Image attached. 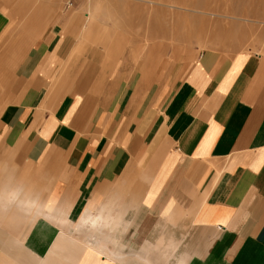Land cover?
I'll return each instance as SVG.
<instances>
[{
	"label": "crops",
	"instance_id": "0c3cea01",
	"mask_svg": "<svg viewBox=\"0 0 264 264\" xmlns=\"http://www.w3.org/2000/svg\"><path fill=\"white\" fill-rule=\"evenodd\" d=\"M45 10L0 9V264H264V55L144 75L137 107L133 64Z\"/></svg>",
	"mask_w": 264,
	"mask_h": 264
},
{
	"label": "rangeland",
	"instance_id": "374dc122",
	"mask_svg": "<svg viewBox=\"0 0 264 264\" xmlns=\"http://www.w3.org/2000/svg\"><path fill=\"white\" fill-rule=\"evenodd\" d=\"M54 5L76 18L81 42L133 64L137 107L143 106L145 77L154 94L201 55H264V0H0V9L14 15Z\"/></svg>",
	"mask_w": 264,
	"mask_h": 264
}]
</instances>
